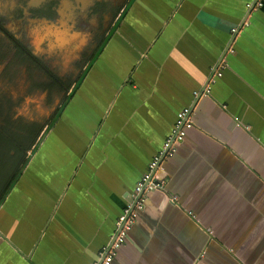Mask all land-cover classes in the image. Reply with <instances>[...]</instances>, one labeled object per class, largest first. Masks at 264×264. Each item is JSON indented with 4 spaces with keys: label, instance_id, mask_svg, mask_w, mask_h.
<instances>
[{
    "label": "crops",
    "instance_id": "crops-1",
    "mask_svg": "<svg viewBox=\"0 0 264 264\" xmlns=\"http://www.w3.org/2000/svg\"><path fill=\"white\" fill-rule=\"evenodd\" d=\"M251 1L128 2L17 178L14 215L0 207V264H94L186 107L194 126L112 264H264V5Z\"/></svg>",
    "mask_w": 264,
    "mask_h": 264
},
{
    "label": "flooded vegetation",
    "instance_id": "flooded-vegetation-1",
    "mask_svg": "<svg viewBox=\"0 0 264 264\" xmlns=\"http://www.w3.org/2000/svg\"><path fill=\"white\" fill-rule=\"evenodd\" d=\"M129 1L0 0V203Z\"/></svg>",
    "mask_w": 264,
    "mask_h": 264
},
{
    "label": "built area",
    "instance_id": "built-area-1",
    "mask_svg": "<svg viewBox=\"0 0 264 264\" xmlns=\"http://www.w3.org/2000/svg\"><path fill=\"white\" fill-rule=\"evenodd\" d=\"M264 5V0H252L247 4L249 10L260 9ZM249 22H244L243 26H248ZM233 33H238V29L234 28ZM216 74L221 76L222 73L217 71ZM210 89L206 88L204 95L208 96ZM195 97H199L200 93L195 92ZM194 126L192 119V109L186 107L178 114L171 133L167 137L163 149L156 154L150 161L147 170L140 181L137 183L132 200L127 204L116 222V231L111 242L104 246L99 254V258L94 264H112L121 247L127 242L129 232L134 226L138 213L145 207L148 194L165 186V180L160 178V171L163 170L162 162L166 158H170L177 152L178 147L183 143L188 130ZM172 202L176 201L175 197L171 198ZM191 213V212H190Z\"/></svg>",
    "mask_w": 264,
    "mask_h": 264
},
{
    "label": "rangeland",
    "instance_id": "rangeland-1",
    "mask_svg": "<svg viewBox=\"0 0 264 264\" xmlns=\"http://www.w3.org/2000/svg\"><path fill=\"white\" fill-rule=\"evenodd\" d=\"M2 84L3 83L1 82L0 86ZM16 85H17V82H16ZM34 101H36V99ZM40 101H42V100H40ZM47 104H45V102H43V106L38 105L36 107L38 109V112H41V111L43 112V111H45L46 107L47 108L50 107V105H47ZM34 113L35 112L32 109V107L30 105H28V106H24V108L20 112V115L33 117ZM16 202H17V181H16V183L13 184V186L10 188V190L8 191L5 198L0 203V207L3 206V208H2L3 209L2 210L3 217L8 216V215H11V216L14 215L13 214L14 204ZM0 216H1V214H0Z\"/></svg>",
    "mask_w": 264,
    "mask_h": 264
}]
</instances>
